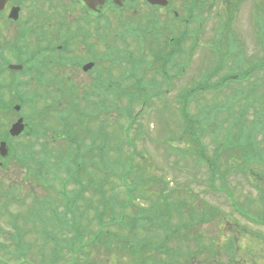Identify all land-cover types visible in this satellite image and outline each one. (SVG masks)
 <instances>
[{"label":"trees","instance_id":"obj_1","mask_svg":"<svg viewBox=\"0 0 264 264\" xmlns=\"http://www.w3.org/2000/svg\"><path fill=\"white\" fill-rule=\"evenodd\" d=\"M223 80L213 86L217 87ZM211 86L207 83L180 94L182 133L198 147L196 155L209 172V182L215 185L217 180L223 179L219 161L224 154L231 155L227 162H233V166L242 163L243 169L252 164L254 169L262 165L263 174L264 148L259 149L258 142L254 141L257 134L264 138L263 123L251 138L248 134L251 130L237 131L235 138L243 142L234 145L227 143V136L218 139L215 131L216 147L207 155L201 139L206 131L200 126L209 122L205 116L212 119L214 116L202 115L203 109L199 110L200 114L191 115L188 101L191 95L205 92ZM125 89L120 84L119 90ZM238 124L235 119L230 127ZM131 126L130 123L128 127ZM118 127L126 139L124 143L133 145L128 131L120 124ZM113 148L111 144L75 142L74 153L68 154L63 163L54 164L58 168L47 170L51 177L34 174L37 182L50 187L53 194L37 200L38 209L11 217L15 231L9 242H0L2 257L9 255L19 264H92L89 259L92 251L103 248L106 264H215L212 259L218 260L216 264H235L231 241L224 245L208 241L207 246L205 243L207 238L200 224L205 212L216 214L211 208L207 211L199 203L191 205L193 199L187 203L181 193L174 195L171 189L167 190L163 180L148 174L145 156L136 149L130 150V157L119 150L116 160L109 162V151ZM237 169L243 171L240 167ZM59 172H63L64 177ZM96 172L98 178L94 180ZM67 184L73 187L64 188ZM90 185L96 194L91 192L87 197ZM106 185L111 186V192L105 189ZM255 187L263 191L261 184ZM16 220L26 222L27 226L15 225ZM29 234L35 237L27 242L25 238ZM222 255L227 256V261H223Z\"/></svg>","mask_w":264,"mask_h":264},{"label":"rangeland","instance_id":"obj_2","mask_svg":"<svg viewBox=\"0 0 264 264\" xmlns=\"http://www.w3.org/2000/svg\"><path fill=\"white\" fill-rule=\"evenodd\" d=\"M242 1H244L242 5L239 7H234L233 13L239 12V17L238 20L233 22L234 25L231 29L232 34L235 36V38H232L233 41H235V43H238L239 41L243 46H246L239 47L242 50H240L242 54H233L229 58L226 57L222 62L220 57L225 55L227 48L225 50L221 49L219 58L215 57L213 52H211L207 47H199L194 55H187V53L190 51L191 45L188 44L183 48L184 52L181 61V65H184L183 69L185 71H182L180 77H176V71L171 70V81L169 84L164 83V81L162 82L163 77L161 74L158 75L151 70V67H146L145 71L147 70L148 72H145L146 75L144 76L140 86L144 89L143 102L135 101L134 104H132V113L137 116V123L135 122V124L129 128V133L132 135L131 143L133 145L129 146V144L124 143L126 139L123 138L119 130L116 131V128H118V123L115 126H110L113 124L110 120V115L104 113H102L91 124V129L95 130L99 134V137H97V139L92 142L102 146L111 144L113 147H115L113 150H111L112 153H109V162H114L116 160L117 151L119 150H121V152L127 157H130L131 149H136L137 152L142 153V155L145 156V161H147V168H149L148 174H157L158 176H161V178L163 177L164 180L162 181V184L165 181L164 186L167 190H174V195L176 193H181L182 197L186 198L187 203L193 199L191 200V205H195L196 202H199L202 207H204V205L208 206L209 208L214 207L220 211L223 217H225V221H218V219H216L215 221H212L210 225H202V231L204 235L206 233L207 236L212 237L205 241L207 246H209L208 241L214 242L218 245L221 243L224 245L231 241V243H234L238 246V251L233 255L235 258H237L235 259L237 263L250 264L249 258H251V260H254L252 263L264 264V255L260 253L264 251V226L254 224L247 218H244L239 213L235 212V210L232 209V206L230 205V198H228V195L224 192H216L214 188L209 186V172L205 171L206 168L204 167V164L200 165V163H198V158L196 156L197 149L195 144L192 142V140L189 141L186 136L180 138L182 133L180 127L181 121L178 116L179 102L175 98L177 97L176 94L179 91H184L186 88L189 89L196 87L200 81V78H202L204 74L210 73V75H212V82L218 80L220 76L229 73L230 68H235L232 72L237 75L241 70L235 64L239 62L237 58L238 55L240 58H242V63L263 60L264 54L261 52L260 48L253 47L252 45L255 43L254 36L257 35L254 30L253 23L258 21V19H255L254 17V0H239L238 3H242ZM215 23L216 22L214 21V24ZM217 23L218 26H215V24L213 26L214 28L220 27V21H217ZM46 29L48 32L50 31L47 27ZM209 37H211L210 34L202 38ZM202 40L203 42H207L206 40L199 38V42ZM188 43H190V41ZM72 47L74 46L72 45ZM99 48L101 53L104 54L106 49H108V46L103 44L102 47ZM127 49V47H117L116 50L120 52L119 58L121 59L122 63L127 66L126 69L132 70L131 65L124 62ZM234 52L235 49L232 50L231 53ZM89 55L90 52L86 51L84 57L89 58ZM145 59V63L148 65L151 64V62H149L151 61L149 53H147ZM116 60H118V58H116ZM152 65L155 68H158L156 65ZM245 66L246 65H244V67ZM102 67L103 70L106 71L107 63H102ZM77 73L79 76L76 77V79L80 78L84 81H90L92 79L80 77L81 73L79 70ZM63 78L66 80L67 76ZM117 78H119V74L116 76V80ZM260 79L261 76L253 77L244 83H235L231 86L234 88L233 91L238 90L240 95L243 93V99L247 98L248 96V101L252 104L255 100L252 99L254 93L252 91L253 95L250 93L248 94L246 88L247 86L252 85V82L259 81ZM9 81L12 80L10 78L5 79L4 84L9 86ZM74 81L77 82L76 80ZM238 81L239 80L237 79V82ZM75 85L83 90L88 89L90 86V84L85 87H83L81 84ZM151 86L154 88L152 89ZM166 89L169 91H167V93L163 92ZM258 91H261V89L259 88ZM4 92L8 94V88H5ZM202 92L203 93L201 94L191 96L188 101V110L191 115L200 114L199 110L214 104L215 101L216 104L218 103L219 105H224L226 103V96L228 94L227 92L230 91L228 89H224L222 92L221 89H218L220 94H215V92L210 89L206 90L205 92L202 90ZM212 99H215V101ZM120 101L121 102L119 103V100H116L118 107H125L127 105V99L122 98ZM76 102L78 103L77 108L79 109H84L87 107V105L89 107L90 103L89 100H87L86 103L80 99H78ZM239 102H241V100ZM239 102H237L235 105L236 110L240 107ZM263 104L264 103L261 104L254 102L253 106L258 110L257 107H259V105L263 106ZM38 107L40 108V105ZM81 114L87 116V118L89 116V112L85 109L81 111ZM27 115L29 116V114ZM8 116L9 123H7L8 119L3 121L4 117L0 115V127L6 129L11 123L15 121L17 117L15 115L12 117L11 114ZM41 116L38 118L39 124L42 119H47L45 126H49L51 124V128H54L52 119L57 116H53L52 114L47 117L44 115ZM10 117H12V119ZM227 117L228 116L226 112H218L215 122H221L224 128L229 121ZM247 118L249 121H251L252 115L250 116V114H248ZM125 122V119H120L121 125H123ZM215 126L216 124L212 123V125L208 127V130L202 139L208 155H211L212 151L216 147L213 141V129ZM50 132L51 131L48 129L40 127L36 133L37 137L33 135L29 138L14 142L13 146L15 148L12 147V149H14L13 154L3 163L2 168H0V213L2 214L0 218V228H2L4 232V238H0L1 242H6L10 236V233L14 232L10 226L13 222L9 217H15L18 214L26 215L32 210L31 205H34L32 202V196H28L30 194L29 190L26 187H17L16 185H13L12 182H21V179L24 176H27L26 174H28L30 177L32 173H38L39 175L45 171V168L54 165L53 163H50L52 157L59 155L64 149H67L64 143H54L52 141ZM112 134L116 136L111 140L110 135ZM223 135L224 133L220 129L218 131V139H221ZM172 137L175 138V141L173 142L171 140ZM31 143H34V145L30 148ZM168 143L177 149L169 147L167 145ZM27 145H29L28 148H26ZM43 146L45 147L44 149ZM30 153L33 156L35 155L38 157V160H46L47 163H28L25 167V165L18 162V157L23 155L28 156ZM46 155L47 157H45ZM230 156V154H224L220 157L219 161L221 169L224 171L223 177H225L224 179L226 180L225 188L232 195L233 199L238 205L247 207L249 210L245 213L247 208L237 207L236 209L239 212L258 220V217H260L264 212V205L262 206V204L258 203V200L261 197L258 191L255 189V185H260L261 183V185L264 186L263 180H257L258 178H261L260 174L262 165H256V169H254L255 165L252 164L243 169L242 163H237L236 166H233V162H227L230 161L228 160ZM238 167L243 169V171L238 170ZM97 178L98 173L96 172L93 179L96 180ZM71 188L72 187H70V189ZM106 188L109 190V192H111L110 185H106L105 189ZM31 191L34 194V197L38 198V200L44 199V197L47 195V193L39 189V187H37L36 190L32 189ZM91 192L96 194L90 185L87 187L85 196H91ZM4 194L6 197L3 196ZM19 196H22L25 199L24 204L28 205L27 207H17L16 200ZM7 203L13 204L7 205ZM90 212L91 210L88 211V213ZM85 218L87 219V217ZM261 219L262 218H260L259 221H263ZM16 223L18 226L22 225L21 221H17ZM234 232L235 234H238V236H232V233ZM32 236L35 237L34 235H29V237L26 236L25 240L27 242L33 240ZM6 256L7 257L4 258L7 261H12L10 264L17 263H15V260L11 259L9 255ZM222 256L224 257L223 261H227L226 256ZM106 258V250L103 248L94 249L89 257L92 264H106ZM212 260L215 261V264L218 261L216 259Z\"/></svg>","mask_w":264,"mask_h":264},{"label":"flooded vegetation","instance_id":"obj_3","mask_svg":"<svg viewBox=\"0 0 264 264\" xmlns=\"http://www.w3.org/2000/svg\"><path fill=\"white\" fill-rule=\"evenodd\" d=\"M192 1H195L194 5L190 1L183 4L182 0H166V4L162 0H5L0 10V81L10 78L34 86L38 81L50 80L52 75L63 78L64 73L68 74V80L84 81L76 79L78 68L75 64L70 65L71 61L84 56L85 49L99 48L97 45L106 29L107 19H110V31L117 32L127 24L134 35L126 44L114 47H181L178 36L183 23H187L182 13L189 5L192 21H196L197 9L200 18L220 7L228 10L229 5L228 0ZM56 18H60L58 22ZM45 26L52 31L51 35L65 31L76 36L71 43L82 49L58 57L49 52L47 61L39 64L38 35L41 31L48 33ZM139 35L141 43L135 40ZM222 47L232 45L227 43ZM64 60L68 62L65 66ZM84 67L82 74L93 69L84 71ZM96 72L101 73L100 67Z\"/></svg>","mask_w":264,"mask_h":264},{"label":"water","instance_id":"obj_4","mask_svg":"<svg viewBox=\"0 0 264 264\" xmlns=\"http://www.w3.org/2000/svg\"><path fill=\"white\" fill-rule=\"evenodd\" d=\"M23 129V126L21 125V120L18 121L17 124H15L12 129H11V134L12 135H17L19 134ZM4 145L2 144L0 150H1V155H5V151H4Z\"/></svg>","mask_w":264,"mask_h":264}]
</instances>
